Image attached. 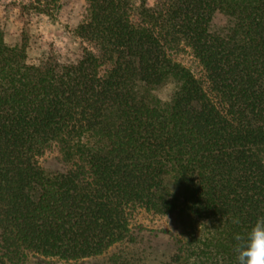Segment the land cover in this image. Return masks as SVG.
I'll use <instances>...</instances> for the list:
<instances>
[{
  "label": "trees",
  "instance_id": "obj_1",
  "mask_svg": "<svg viewBox=\"0 0 264 264\" xmlns=\"http://www.w3.org/2000/svg\"><path fill=\"white\" fill-rule=\"evenodd\" d=\"M85 2L67 64L29 63L0 29V264H146L141 211L170 221L168 264H235L234 235L264 216V0Z\"/></svg>",
  "mask_w": 264,
  "mask_h": 264
},
{
  "label": "rangeland",
  "instance_id": "obj_2",
  "mask_svg": "<svg viewBox=\"0 0 264 264\" xmlns=\"http://www.w3.org/2000/svg\"><path fill=\"white\" fill-rule=\"evenodd\" d=\"M137 4L141 0H135ZM154 0H148L153 4ZM11 0H0V29L10 45L20 44L27 39L28 62L39 64L49 55H54L61 63L73 62L76 58V46L80 44L75 28L80 24L85 12V0H65L56 16L29 12L21 14L11 8ZM223 20L217 19L219 27ZM56 156L52 152L45 163L51 164ZM136 233L143 234L144 242L139 250L147 258L146 264H168L172 246L169 235L172 229L166 217L145 211L139 212L133 221ZM101 259L65 261L55 257L33 256L25 264H100Z\"/></svg>",
  "mask_w": 264,
  "mask_h": 264
},
{
  "label": "clouds",
  "instance_id": "obj_3",
  "mask_svg": "<svg viewBox=\"0 0 264 264\" xmlns=\"http://www.w3.org/2000/svg\"><path fill=\"white\" fill-rule=\"evenodd\" d=\"M179 91V84L169 78L152 88L150 95L159 108L164 109L174 103ZM231 222L238 225L240 220L235 218ZM234 241L235 264H264V216H259L246 233H236ZM195 260L196 258L193 257L189 264H195ZM220 264L223 262L221 261Z\"/></svg>",
  "mask_w": 264,
  "mask_h": 264
}]
</instances>
